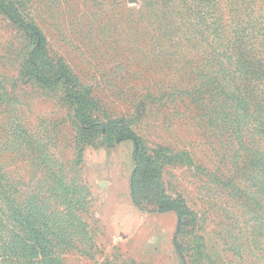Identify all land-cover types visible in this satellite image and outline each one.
<instances>
[{
  "label": "rangeland",
  "instance_id": "rangeland-1",
  "mask_svg": "<svg viewBox=\"0 0 264 264\" xmlns=\"http://www.w3.org/2000/svg\"><path fill=\"white\" fill-rule=\"evenodd\" d=\"M183 1L0 0V264H264V138L228 94L234 55L202 38ZM218 9L226 25L264 28V0ZM28 24L97 123L123 119L162 150L181 218L133 205L134 142L80 140L74 90L27 69Z\"/></svg>",
  "mask_w": 264,
  "mask_h": 264
},
{
  "label": "trees",
  "instance_id": "trees-1",
  "mask_svg": "<svg viewBox=\"0 0 264 264\" xmlns=\"http://www.w3.org/2000/svg\"><path fill=\"white\" fill-rule=\"evenodd\" d=\"M185 1L182 6L190 13L194 26L203 29L202 38L214 41L223 56L234 55L236 88L234 93L228 91V94L232 95L234 105L243 110V116L246 115L252 121L255 132L264 138V28L251 21L250 16H247V21H234L233 27L226 25L224 17L219 13L218 0ZM0 9L9 15L10 11L7 9ZM27 28L29 34L36 39V47L29 55L30 65L27 69L44 85L59 77L68 89L74 90L70 98L73 99L74 116L80 125V140L84 142L97 134H103L111 144L114 141L134 142V169L130 177L133 205L140 211L151 208L161 212H174L181 218L183 204L170 199L160 182L162 150L148 152L123 119L97 123L89 113L90 107L96 108L95 102L77 89L78 85L71 77L70 70L62 62L53 63L47 58L45 41L38 28L32 24H28ZM50 74L54 75L52 80L48 78ZM225 90L224 88L223 91ZM225 98H228L227 94ZM20 221V226L25 230L26 225H29L28 219ZM35 241L39 242L37 235ZM21 242L24 243V240Z\"/></svg>",
  "mask_w": 264,
  "mask_h": 264
}]
</instances>
